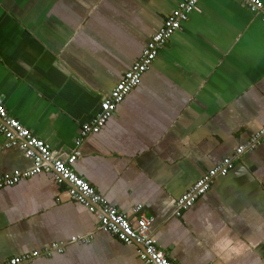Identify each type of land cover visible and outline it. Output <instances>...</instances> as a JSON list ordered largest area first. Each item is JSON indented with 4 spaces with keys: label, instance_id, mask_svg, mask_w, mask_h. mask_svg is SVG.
<instances>
[{
    "label": "crops",
    "instance_id": "1",
    "mask_svg": "<svg viewBox=\"0 0 264 264\" xmlns=\"http://www.w3.org/2000/svg\"><path fill=\"white\" fill-rule=\"evenodd\" d=\"M182 1L0 0V100L54 157L79 149L75 172L133 222L142 205L174 264H220L207 220L251 236L232 264H264V143L236 155L264 127V21L241 0H199L101 131L76 143ZM5 141L0 177L31 168ZM227 158L229 173L177 216V200ZM35 252L21 264H145L52 173L0 188V264Z\"/></svg>",
    "mask_w": 264,
    "mask_h": 264
},
{
    "label": "built area",
    "instance_id": "2",
    "mask_svg": "<svg viewBox=\"0 0 264 264\" xmlns=\"http://www.w3.org/2000/svg\"><path fill=\"white\" fill-rule=\"evenodd\" d=\"M199 0H183L165 19L162 27L153 35L145 46L140 58L124 74L113 90L100 103L99 112L95 117L84 123L76 139L77 145L91 134L99 133L107 121L114 115L117 107L125 97L137 87L143 75L151 67L159 52L166 46L172 35L187 22L193 11L196 10ZM252 12L261 13L264 21V2L262 0H241ZM0 132L4 133L5 147H17L25 156L33 160L31 168L15 170L0 177V188L14 185L21 179L35 176L41 173H52L57 183H66L68 193L74 200L83 204L98 217L102 231L116 236L120 241L129 245H136L139 257L145 264H174L167 254L156 244L152 225L155 218L147 216L142 205H137L134 212H140L133 222L128 215L111 205L96 188L79 176L74 168V163L80 156L79 149L68 156L54 157L51 146L37 138L18 119L12 117L0 100ZM264 143V127L253 133L249 140L236 149V155ZM234 166V159L227 158L219 165L208 170L189 190L177 200L176 215H181L183 210L189 209L196 201L211 188L217 176H224ZM79 237H73L78 240ZM88 241L89 238H80ZM60 249L59 245H56ZM38 256V253L13 257L6 264H21L25 260Z\"/></svg>",
    "mask_w": 264,
    "mask_h": 264
},
{
    "label": "clouds",
    "instance_id": "3",
    "mask_svg": "<svg viewBox=\"0 0 264 264\" xmlns=\"http://www.w3.org/2000/svg\"><path fill=\"white\" fill-rule=\"evenodd\" d=\"M204 235L212 241V251L220 260V264H232V260L244 254L253 243L251 236L241 237L239 233L233 234L227 226H217L211 220L205 221Z\"/></svg>",
    "mask_w": 264,
    "mask_h": 264
}]
</instances>
